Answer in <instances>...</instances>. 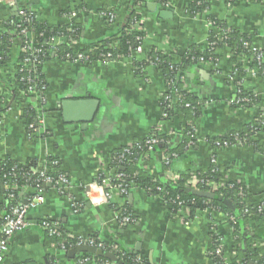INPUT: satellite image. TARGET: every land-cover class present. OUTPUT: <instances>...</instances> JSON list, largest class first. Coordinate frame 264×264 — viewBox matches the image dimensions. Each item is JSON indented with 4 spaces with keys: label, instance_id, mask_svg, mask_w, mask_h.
I'll list each match as a JSON object with an SVG mask.
<instances>
[{
    "label": "crops",
    "instance_id": "obj_1",
    "mask_svg": "<svg viewBox=\"0 0 264 264\" xmlns=\"http://www.w3.org/2000/svg\"><path fill=\"white\" fill-rule=\"evenodd\" d=\"M204 1L206 11L195 14L189 11L191 0H0V31L4 23L17 20L18 9L30 10L39 24L52 29L77 25L80 36L74 50L111 40L126 27L131 11L140 15L136 29L142 35L140 49L131 58L106 64L69 63L53 57L44 62L46 90L40 106L45 135L35 138L30 137L23 121L24 108L32 107L34 98L20 92L21 98L15 102L6 91L21 47L19 39L12 40L8 62L0 67V107L8 105L0 113V160L31 161L37 171L63 174L69 189L60 192L54 185L43 187V202L28 208V227L10 238L2 264H113L83 253L70 257L75 247L50 243L38 226L42 220L57 224L64 240H96L105 253L119 261L132 255L140 264H215L209 255L210 227H214L223 240L226 263L239 264L232 248V228L224 214L198 211L190 215L186 208L174 213L173 205L137 187L125 195L109 189H94L89 195L86 191L95 182L114 178L111 156L118 149L143 143L153 129L175 147L190 124L193 145L165 171L161 152L146 154L140 159L142 169L172 185L188 176L187 186L190 172L205 173L215 165L221 187L232 182L241 185L250 205L264 200V132L255 133L242 147H215L217 140L264 119V75L252 55L238 56L235 64L241 74L233 81L229 76L236 65L226 46L217 49L215 61H197L181 72L183 90L199 105L198 116L190 119L168 115L164 103L175 113L178 104L165 98H173L175 92L169 91L152 64L141 71L134 66L146 61L152 51L177 62L192 47L207 48L210 33H219L210 17L247 36L252 47L264 54V0H235L230 5L227 0ZM162 12L171 17L162 18ZM109 14L113 15L111 23ZM9 85L14 87L12 82ZM245 91L253 96V103L248 96L239 97ZM68 98L98 100L92 121L76 123L75 115L70 114L66 122L59 103ZM238 98H246L248 103L233 104ZM6 192V184L0 183V215L7 211ZM17 193L20 203L27 205L34 190L26 186ZM124 206L133 213V222L128 224L120 219ZM256 223L251 217L248 227L261 232ZM255 248L264 259V240H258Z\"/></svg>",
    "mask_w": 264,
    "mask_h": 264
},
{
    "label": "trees",
    "instance_id": "obj_2",
    "mask_svg": "<svg viewBox=\"0 0 264 264\" xmlns=\"http://www.w3.org/2000/svg\"><path fill=\"white\" fill-rule=\"evenodd\" d=\"M137 1L140 3L143 2V0ZM247 1L258 2L260 0ZM227 2H230V4H232L234 1L228 0ZM206 9L207 5L204 0H191L189 7L190 12L195 14L203 13L206 11ZM14 21L16 22V20ZM133 21H137L140 23V15L135 11H131L130 18L127 22L128 24L126 25V27L122 29L117 35H114L111 40H104L102 43H99V48L93 50L92 52L89 48H85L82 50V53L94 58L97 57V55L99 56L101 51H108L113 55L114 60H118L117 56L121 58H127L131 54H134L138 49V46L141 45V41L137 42L136 38H140L142 35L141 32L137 31V29L131 31L130 23H132ZM210 21L212 22L214 28H216L217 30H221L220 35L221 38H224V41H220L216 33H210L207 48L200 49L198 47H192L188 51H186L177 62H175L174 58L171 56L162 55L160 53L152 51L147 56L146 61L144 60L142 62L134 63V66L138 68L139 71L152 64L155 70L161 73L167 84H170L171 82L175 83V88L177 89L178 94L184 97L185 103L189 104V108H185L178 103V108L175 113L171 111V109L167 108V103H164V108L167 109L166 112L169 116L176 115L180 119H190L193 117L196 118L198 116L199 105L183 90V82H180L179 77H177L176 75L178 71L182 73L185 72L191 65L196 63L201 58L204 62L215 61L217 58V49L221 48L222 46H226L232 53L231 61L234 63V65H236L234 69H237L238 73L240 72L241 74L239 65L235 64V62H237V58L239 55L247 53L250 54L249 50L244 48V43L251 44L247 36H244L234 30L232 31L227 29L225 24L213 19L212 17H210ZM25 28L35 33L34 37L37 38L35 47L40 49L41 53L39 55V58L43 63L48 61L51 57L58 60H64L65 54L72 55L73 52V49L71 50L67 46L62 45L58 47L57 52L53 54L47 53L48 46L45 44L47 41H49V39L58 34H70L69 32H67L68 29H72L74 31V34H70L72 35V37H77V39H79L80 36V29L74 23L71 25L60 26L58 28L52 29L51 27L39 24L36 21L35 17L29 25L25 26ZM18 31L19 28H17L16 25H9L6 23L3 24V28L0 31V67H4L7 64L9 59V48L12 40L18 39V36L16 35V32ZM40 35L42 37H40ZM114 40L118 41L119 45L116 48H110L112 41ZM213 43L214 46L212 45ZM25 57L26 56L24 54L20 53L17 62L23 60ZM259 68L261 74L264 75V67L261 66ZM18 70L19 68L16 66L14 68V74L12 76H9L7 79V84L9 85L12 82L14 87L6 85V91L10 92L11 99H13V101L15 102L21 98L20 92L27 93V78H33V74H27L26 70H22V72L21 69L19 71ZM36 72V81L38 84L42 83L41 85H39V87H41L43 86V84H45L42 74V65H38L36 67ZM180 76H182V74H180ZM11 79L13 80L11 81ZM245 92L246 94L240 93L241 95H239V97L248 96L250 97V100H252L251 97L253 96H251V94H247L249 92ZM253 102L254 100H252V103ZM7 106L8 105H5V107H0V113L4 112L3 110H5ZM23 112L24 125L27 130L30 131L28 126L37 120L38 115L30 105L26 106ZM260 120H262L261 124L258 123L254 126L248 125V127L243 129L241 132L228 134L224 138L217 140V142H227L229 145H233L235 144L234 137L238 136L241 140H247L248 143L249 138L255 133L264 132V119L261 118ZM185 128L186 131L182 137L180 144L175 147L169 146L167 144L168 141L164 137H161V135H157L158 139L161 140V143L155 145L154 151H159L166 156H170V158H172V155L174 154L179 158L194 143L193 129L191 128V125L188 124ZM44 135L45 134L42 133L40 137ZM139 147V149H137V147H123L121 149H118V151L112 153L111 166L112 168H114L116 175L119 174L123 176L122 180L124 182H118L113 178L109 184V188L121 183L122 186L127 189V187L129 188V185L132 184L134 187L143 190L149 196L161 198L163 197L162 199L166 203L173 205L171 206L174 213H177V211H179L181 208H186L189 211L190 215H193L195 212L205 210L216 211L224 214L226 217H228L229 225L232 228V238L234 241V245L232 248L234 249L236 260L239 262V264H264V259L258 255L257 249L255 248L256 242L258 240H264V211L262 212L259 210V207L264 205V200L259 205L247 204L245 202L246 192L244 187L233 182L228 183L226 186L219 188L215 193H213L215 195V198L212 200L207 199L206 197L195 196L191 193L186 192V189H188V185L185 186L184 184H186V181L189 178L188 176H182L175 185L161 182L158 178L150 176L142 169L140 159L150 152L146 150V147L142 142ZM126 149L129 150V154H124ZM123 154L124 160L120 161L118 157ZM162 166L164 171L168 167V165L164 163H162ZM36 167V164L31 161L23 164L13 161L9 158L0 160V183H13L20 188L26 186L34 188V185L37 184V180H39V178L38 174L32 176L31 170H35ZM194 172L204 179H210L215 184H219L215 165L208 172ZM40 187H43V185ZM196 188L200 192L209 193L210 191V188L204 184H198ZM105 190L107 191L108 188H106ZM14 192V198L11 201H9L7 198L8 192L5 193L7 200V209L8 207L15 205L16 203L21 202L18 197V193ZM218 197H221L222 200H218ZM224 201L228 202L231 206L227 205ZM245 209H248V211H250V215L245 214ZM122 214L132 217L133 213L128 206H124ZM251 217H254L256 219V224L258 226L257 229L259 228L258 230L261 232H257V230L255 231L248 227ZM46 238L50 243L56 244V246L58 247L69 248L71 245H74L76 243V240L74 239L67 238L64 240L61 236L49 237L46 234ZM210 239L212 244V248L209 254L210 258L215 264H224L221 256L220 258L214 255L215 249L219 244L218 240L222 238L218 233L216 234L212 232V227H210ZM134 259L135 257H133L132 255H124L121 258L124 264H134Z\"/></svg>",
    "mask_w": 264,
    "mask_h": 264
},
{
    "label": "built area",
    "instance_id": "obj_3",
    "mask_svg": "<svg viewBox=\"0 0 264 264\" xmlns=\"http://www.w3.org/2000/svg\"><path fill=\"white\" fill-rule=\"evenodd\" d=\"M228 1V0H227ZM235 1V0H232ZM228 5H230V2H227ZM17 20L16 22L14 20H9L6 24L9 25H16L17 28H19V31L16 32V35L18 36L17 38L20 40L21 43V47H20V53L24 54L26 57L23 60H20L19 62L16 63V66L19 68V70H26L27 74H33V78H27V85H28V89H27V93H25V95H28L29 97H33L35 104H32V109L35 110V112L37 113L38 117L37 120L32 123L31 125L28 126L29 128V135L31 138H35V137H39L42 133H43V121H42V116H41V106L40 104H43L44 102V94H45V90H46V85L43 84V86L39 87V85H41L40 83H37V72H36V67L39 65H43L44 63L40 61L39 55L41 53L40 49L35 47V43L37 38H35V33L31 30H28L27 28H25V26L29 25L33 20H34V13L30 10H25V9H18L17 10ZM108 22H113V15L109 14L108 17ZM131 24V31L132 30H136V24L137 21H133ZM67 32H69L70 34H74V31L72 29H68ZM221 30H219V33L217 34L218 38L220 41H224V38H221ZM67 34V35H63V34H58L56 36H54L53 38L49 39V41L46 42L45 45L48 46V52L49 54H53L55 52L58 51V47L60 46H67L69 49H73L72 55L70 54H65V59L64 60H60L62 62H69V63H82V64H92V63H101V64H106L109 62H115V61H120L124 58H121L119 56H117L118 60H114L113 55L108 52V51H101V53L99 54V56L97 55V57H91L89 55H84V53H82V50L85 49L86 47L82 48V49H78V50H74L75 46L78 43V39L77 37H72V35ZM40 37H42L40 35ZM218 40V41H219ZM136 41H141L140 38H136ZM119 45L118 41H112V44L110 46V48H116ZM214 46V43L212 44ZM95 48V49H94ZM97 48H99V46H95V47H90V51L92 52L93 50H96ZM109 48V47H108ZM109 48V49H110ZM244 48L248 49L250 54L252 55L254 62L257 64L258 66V70H260L259 67L263 66L264 67V54L255 49L254 47H252L251 44L249 43H244ZM140 49V45L138 46V49L136 50L139 51ZM135 52V53H136ZM134 53V54H135ZM134 54H131L129 57L127 58H131ZM198 61L203 62L202 58L199 59ZM18 70V71H19ZM180 74H182L180 71H178V73L176 74L177 77H179V81L182 80V76H180ZM238 75V70L234 69V71H232V74L230 77V80H235L236 76ZM175 83L171 82L170 84H168V89L169 91H171V93L175 92L174 97H166L165 100L169 103L171 102H176L177 104L179 103L181 106L185 107V108H189V104L184 102V97L181 96L180 94H178L177 89L175 88ZM245 103H248V100L246 98H238L236 100L233 101V104L235 105H244ZM167 108L170 109L171 106L167 105ZM264 121V120H263ZM264 125V122H263ZM185 133V132H184ZM158 132L156 129H153L151 131V133L149 134V136L144 140L143 144L146 147V150H148L150 153H152L154 151V147L155 145L161 143V140L158 139L157 137ZM234 143L233 145H229L227 142H216L215 143V147L217 149H221V148H228V147H242L245 144H247V140H241L238 136L234 137ZM141 143H136L130 147H137V149H139ZM128 147V148H130ZM127 148V147H126ZM129 154V150L126 149L124 154ZM124 154L120 155L118 158L120 159V161L124 160ZM161 161L162 163L169 165L172 161L178 159V157L176 155H172V158H170V156H166L165 154H161ZM52 164L54 166L57 165V162H52ZM214 171V170H213ZM38 174V178L39 180H37V184L34 185V193L32 197V200L28 202L27 205L21 204V203H16L13 206L8 207L6 213L4 215H0V264H2L3 261V257L4 254L7 251V246H8V242L10 240V238L19 233L22 232L23 230H25L28 227V224L26 222V213L28 208L30 207H35L39 204H41L43 202V197H42V192H43V187L46 185H54L60 192H67L69 189V181L67 179V177L63 174H47L43 171H37L35 170H31V175H35ZM190 179L188 181V188L194 191H198V189L196 188V186L198 184H204L207 187L210 188L209 193H215L219 188H222L219 184H215L213 181H211L210 179H204L201 176H199L198 174H196L194 171L190 172ZM122 177L121 175H115L114 179H116L118 182H122ZM170 180H172V176L169 177ZM111 180H107V181H103L102 183H93L92 185H90L89 187L86 188L87 191V195L91 194L92 191L94 189H99V190H105V188H108L109 191L110 190H116L118 191L121 195H125L129 190H131L132 188H135L132 184L129 185L130 187L127 189L124 188V186H122V184H118L116 186H112L109 188V184H110ZM124 182V181H123ZM43 187H40L42 186ZM6 189L8 192V200L11 201L14 198L13 192H17L20 187H17L16 185L12 184H7L6 183ZM14 192V193H15ZM106 196H108L109 194H105ZM163 198V197H162ZM172 205V204H171ZM264 205L259 207L260 211H264ZM205 211H209V210H205ZM245 214L250 215V211H248V209H245ZM121 219V223L123 224H128L130 222H133V219H131L130 216L124 215L122 214V216L120 217ZM228 219V217H227ZM49 237H62L61 235V231L60 228L58 227L57 224L47 221V220H42L40 221L39 225H38ZM212 232L216 233V230L214 227H212ZM86 239H78L76 241V243L74 245H71L70 247H79V246H83V245H88L91 247H96L98 249H104L103 245L101 243H98L96 240H86ZM219 244L217 245L214 255L217 257H222V260L224 261V264L226 263V260L223 258L224 254V243L222 241V239L218 240ZM220 257V258H221ZM140 259L138 257H135L134 259V264H140Z\"/></svg>",
    "mask_w": 264,
    "mask_h": 264
},
{
    "label": "water",
    "instance_id": "obj_4",
    "mask_svg": "<svg viewBox=\"0 0 264 264\" xmlns=\"http://www.w3.org/2000/svg\"><path fill=\"white\" fill-rule=\"evenodd\" d=\"M161 17L168 18V17H171V15L168 12H162ZM59 104H60L59 109L63 112V116L66 122H67L66 115L72 114V115H75L76 117L74 119L76 123L77 122L88 123L92 121L99 102L96 99H90V98H79L76 100L68 98V99L62 100ZM49 186L50 185H47V187ZM186 192L191 193L195 196L206 197L207 199H210V200L215 198V195L213 193L194 191L191 189H187ZM218 200H222V198L218 197ZM225 203L231 206L228 202H225ZM137 251H138V248L135 249L134 254H136ZM78 253L89 254V255H92L98 258H104V259L111 261L113 264H124L123 262L119 261L115 256L105 253L102 249H98L96 247H91L88 245L75 247V249L70 251V257Z\"/></svg>",
    "mask_w": 264,
    "mask_h": 264
}]
</instances>
